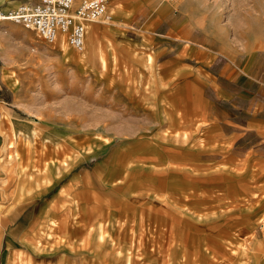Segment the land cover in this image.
<instances>
[{
  "label": "rangeland",
  "instance_id": "obj_1",
  "mask_svg": "<svg viewBox=\"0 0 264 264\" xmlns=\"http://www.w3.org/2000/svg\"><path fill=\"white\" fill-rule=\"evenodd\" d=\"M20 1L0 0V7ZM142 1L170 5L230 51L264 50V0ZM118 2L109 1L111 16ZM98 23L88 24L81 51L15 22L0 24L7 96L53 133L65 151L55 160L66 167L60 179H71L50 192L35 252L29 247L10 264H264L253 238L264 226L259 191L241 189L238 169L197 158L190 131L167 125L174 116L160 108L157 79L148 96L122 91L129 81L113 75L129 66L107 60L101 48L87 54ZM150 61L154 76L158 65Z\"/></svg>",
  "mask_w": 264,
  "mask_h": 264
},
{
  "label": "crops",
  "instance_id": "obj_2",
  "mask_svg": "<svg viewBox=\"0 0 264 264\" xmlns=\"http://www.w3.org/2000/svg\"><path fill=\"white\" fill-rule=\"evenodd\" d=\"M112 16L117 25H92L87 54L101 48L107 60L129 66L113 75L129 81L122 90L129 96L150 95L152 77L157 79L160 108L174 116L167 125L190 131L198 159L238 169L241 189L253 185L264 208V50L230 51L168 4L119 0ZM152 56L158 65L154 76ZM136 79L143 81L137 85ZM8 88L0 72V264H10L29 247L35 252L37 224L55 198L50 192L71 181L70 175L60 179L66 167L55 160L65 151L57 150L56 137L9 99ZM144 106L152 110L151 102ZM253 238L264 248V226Z\"/></svg>",
  "mask_w": 264,
  "mask_h": 264
},
{
  "label": "built area",
  "instance_id": "obj_3",
  "mask_svg": "<svg viewBox=\"0 0 264 264\" xmlns=\"http://www.w3.org/2000/svg\"><path fill=\"white\" fill-rule=\"evenodd\" d=\"M110 0H23L14 7H0V24L12 21L52 42L62 37L74 49L85 46L88 24L111 19ZM0 58V66H1Z\"/></svg>",
  "mask_w": 264,
  "mask_h": 264
},
{
  "label": "bare ground",
  "instance_id": "obj_4",
  "mask_svg": "<svg viewBox=\"0 0 264 264\" xmlns=\"http://www.w3.org/2000/svg\"><path fill=\"white\" fill-rule=\"evenodd\" d=\"M57 39H62V40H65V39H63L62 37H56L53 41H55V40H57ZM85 45H86V38H85ZM59 48H60V50H66V45H65V41H61L60 43H59ZM103 61V60H102Z\"/></svg>",
  "mask_w": 264,
  "mask_h": 264
}]
</instances>
